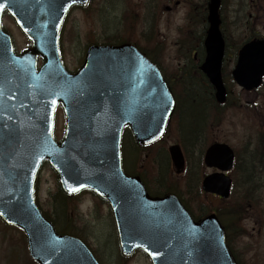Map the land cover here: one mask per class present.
<instances>
[{
    "label": "water",
    "instance_id": "1",
    "mask_svg": "<svg viewBox=\"0 0 264 264\" xmlns=\"http://www.w3.org/2000/svg\"><path fill=\"white\" fill-rule=\"evenodd\" d=\"M89 1L0 0V217L25 231L39 264H99L79 239L59 235L36 205L37 175L48 160L66 193L92 190L109 202L125 256L143 250L153 264H236L215 214L195 222L176 196L151 197L139 177L124 174V128H132L141 147L159 140L174 100L159 70L131 45L90 47L80 71H67L60 31L69 10ZM220 2L210 0L202 71L223 104L227 91L221 74L225 42ZM4 10L34 41L33 50L15 54L11 38L1 29ZM37 55L44 60L40 71ZM232 76L246 91L261 87L264 40L241 49ZM59 104L67 119L61 144L53 137ZM169 153L174 166L183 169L179 146L170 147ZM204 162L219 172L204 179L203 191L228 199L233 181L226 173L234 168L233 149L213 144Z\"/></svg>",
    "mask_w": 264,
    "mask_h": 264
},
{
    "label": "rangeland",
    "instance_id": "2",
    "mask_svg": "<svg viewBox=\"0 0 264 264\" xmlns=\"http://www.w3.org/2000/svg\"><path fill=\"white\" fill-rule=\"evenodd\" d=\"M195 2L203 4L204 0H190L188 11H193ZM168 4V0H129L128 3L126 0H92L88 8H75L69 14L62 32L61 48L67 69L72 73L80 69L90 45L94 43L106 45L112 42L108 39L120 36L132 37L135 30H141L144 34L145 46L153 52L151 54L165 72L169 75L170 72L180 70V65L173 59L182 52V45L189 40V30H177L178 18L182 17L186 10L185 7L180 6L176 12L165 13L163 8ZM223 18L228 42L232 44L231 51L227 55L225 70L231 71L236 61L235 45L242 44L254 34L259 37L264 36V0H223ZM3 26L12 36L18 53L31 46L30 40L23 35L10 16L4 17ZM200 33L201 30H196L197 36ZM148 36L150 39L147 38ZM127 42L135 44L130 39ZM188 95L190 98L182 114V126L184 136L193 138L205 126L207 100L195 86L190 87ZM221 111L223 112L220 120L217 123L210 122L206 133L203 132L202 137L198 135L194 145L189 148L195 177H191L189 173L187 175L174 173L169 162L170 167L163 171L160 178L157 169H152L159 182L158 186L154 183L149 185L160 191L174 189L186 196L189 191L199 194L188 185H195V179L200 177L202 180L204 176L214 172L204 166L203 169L200 168V151L203 148L204 153L214 142L231 146L239 158L240 170L248 169V181L252 182V191L236 189L234 192L235 196L243 199L246 211L242 220L229 223L230 246L240 264H264V163L262 162L264 133L262 135L259 133L264 129V87L257 92L246 93L232 83L229 105ZM56 121L55 138L61 141L64 138L66 125L61 110L57 113ZM130 138L131 136H126L125 145ZM178 141V133L170 128L163 142L156 148L166 150L170 145L178 144ZM150 150L152 148H148L146 152L137 151L136 157L139 161L132 171L134 174L141 171L143 163L148 164L145 156ZM134 156L132 147L127 146L125 156L127 167L130 162L132 163ZM144 157L146 160L142 161ZM231 176L235 179V174L231 173ZM242 179L244 180L243 177ZM57 188V174L49 164H45L37 182V199L43 211L53 219L55 215L52 196ZM198 194L193 195L198 200L195 209L201 210L202 214L204 212V216L213 212L215 208L223 210L228 208L226 203L214 196ZM81 197L86 200L85 206L82 207L85 214L81 213V215L87 218L88 224L86 231L83 230V235H87L85 240L95 250L101 264H152L143 252H137L131 258L121 260L124 258L119 248L110 207L105 202L103 204V201L97 202L87 193L82 194ZM195 199L191 197L192 201H196ZM200 204L205 206L200 207ZM0 264H36L30 257L24 232L6 225L2 220H0Z\"/></svg>",
    "mask_w": 264,
    "mask_h": 264
},
{
    "label": "trees",
    "instance_id": "3",
    "mask_svg": "<svg viewBox=\"0 0 264 264\" xmlns=\"http://www.w3.org/2000/svg\"><path fill=\"white\" fill-rule=\"evenodd\" d=\"M128 1L129 0H126L127 3H128ZM157 11H158V6H157ZM256 37H259V36H256L254 34L249 39L251 40V39L256 38ZM148 42H151V41H148ZM152 60L155 63L159 64V62L157 60H154L153 58H152ZM229 73H230L229 70H225V79L227 82H229V80H228ZM207 91H208L209 95H212V97H213V92L211 91V89L210 90L208 89ZM209 95L207 98V101H209V103H207V106H206L207 121L205 124L208 125L207 129L209 127L210 122L214 121L215 123H217L220 120L221 114L223 112L221 110L225 109L228 105V104L226 106L217 105L216 102L214 101V97L209 98ZM229 98H230V96H229ZM204 129H205V126L203 127V130ZM259 133L262 135L264 133V129L260 130ZM182 137H183V141H185V144L187 147L188 146L192 147L194 145V143L196 142L195 135L193 138H191L190 136L185 137L183 134ZM261 142H262V140H261ZM237 158H238V156H237ZM147 159H148V161H147L148 164L146 163L145 169L147 170V172L150 175H153L152 162H153L154 157L151 155H148ZM238 162H239V158L237 159V164H239ZM262 162L264 163V159L262 160ZM158 167L159 166H157V168ZM158 170H159V168H158ZM161 171L163 174L164 170L162 167H161ZM242 177L244 178L243 185L240 183V180H243ZM235 180H236L237 188L240 187V190H244V188H247L244 191H246V192L252 191V188H251L252 182L248 181V169H244V170H240V171L236 172L235 173ZM236 185H235V187H236ZM253 189H254V187H253ZM195 190L200 192L199 187H196ZM172 191L175 192L174 189H172ZM165 192H168V191H165ZM194 194H198V193H194ZM181 195L183 196L185 206L191 211V213L195 216V218L200 219L202 217V215H204V212L202 214L201 210L196 211L195 205L198 202V200H196L194 198V196L191 195L189 192H188L187 196L183 195V194H181ZM52 197H53V201H54L53 202V211H54L55 219L50 217L48 215V213L45 212V215L47 216V218H49L55 224V226L60 227L62 233H64V234H67V233H74L75 234V233H77V232H75V230L77 228H80L81 224H83V225L85 224V220L81 217V215L79 214V211H78L79 203H80L82 197L80 195H78V196L66 195L63 192L59 181H58L57 191L55 192L54 196H52ZM190 197H193L197 202L195 203L194 201H192ZM94 198L97 202L101 201V200L97 199L96 197H94ZM235 198H237L236 201H235ZM222 202L226 203L228 205V208H226L224 210L219 209V208H215L213 211H218L217 213L219 214V216L223 222L229 221L230 224H233L235 220H239V219L242 220L243 213L246 211L245 204L243 203V199L241 200V198H238V196H235L233 194L232 198L229 201H222ZM204 206H205V204H203V206L201 205L200 207H204ZM225 226H226V229L228 230L229 226H231V225L225 223ZM229 237H230V233H229Z\"/></svg>",
    "mask_w": 264,
    "mask_h": 264
},
{
    "label": "flooded vegetation",
    "instance_id": "4",
    "mask_svg": "<svg viewBox=\"0 0 264 264\" xmlns=\"http://www.w3.org/2000/svg\"><path fill=\"white\" fill-rule=\"evenodd\" d=\"M183 1L189 5L187 0H171L170 3L173 5V11H169L171 13L176 12V10L182 5ZM176 2H180L181 5L177 8H174V6H177L178 4ZM186 13L178 18V27L177 30H202L201 35L203 34V30H208V25L206 19L201 18V21L199 22L197 20L198 14L196 13L195 16L193 17L189 11L188 7H185ZM202 37V36H201ZM190 55L192 58H189L186 60V62L183 64V67L185 69L191 68L194 66H197L200 68L201 64L203 63V60L205 59V49L203 43H201L200 48L196 49L194 47L191 48ZM179 64V63H178ZM202 75H177L173 74L171 81L182 84V80L184 81H193L194 79H201Z\"/></svg>",
    "mask_w": 264,
    "mask_h": 264
},
{
    "label": "snow or ice",
    "instance_id": "5",
    "mask_svg": "<svg viewBox=\"0 0 264 264\" xmlns=\"http://www.w3.org/2000/svg\"><path fill=\"white\" fill-rule=\"evenodd\" d=\"M3 7V5H0V8H2ZM73 191H77V189H73Z\"/></svg>",
    "mask_w": 264,
    "mask_h": 264
}]
</instances>
